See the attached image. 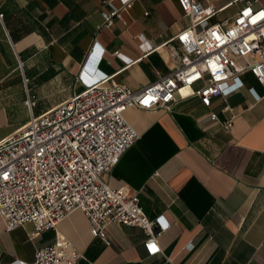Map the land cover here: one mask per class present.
Instances as JSON below:
<instances>
[{"label": "crops", "instance_id": "0c3cea01", "mask_svg": "<svg viewBox=\"0 0 264 264\" xmlns=\"http://www.w3.org/2000/svg\"><path fill=\"white\" fill-rule=\"evenodd\" d=\"M112 8L121 17L103 26ZM0 13V141L80 91L83 69L135 91L169 73L179 64L174 36L188 24L177 0H132L125 9L121 0H0ZM242 80L225 98L189 96L196 84L180 88L170 110L125 111L138 138L103 179L137 193L157 229L167 224L158 237L162 252L148 256L143 229L120 223L106 226V244L75 210L57 226L81 254L75 264H264V85L249 72ZM231 114L225 131L219 122ZM32 231V223L6 231L0 218V264H35L36 250L56 231Z\"/></svg>", "mask_w": 264, "mask_h": 264}, {"label": "built area", "instance_id": "2783aa9c", "mask_svg": "<svg viewBox=\"0 0 264 264\" xmlns=\"http://www.w3.org/2000/svg\"><path fill=\"white\" fill-rule=\"evenodd\" d=\"M131 1L121 0L122 9L129 8ZM237 2L243 4L231 18L213 21ZM177 3L188 19L174 36L180 47L174 52L178 66L137 91L116 82L113 75L92 76L83 69L80 91L38 116L31 115L19 130L0 141L4 229L32 223L33 237L56 231L52 243L36 250L35 264H75L81 257L71 240L57 232L59 222L75 210L87 218L91 235L106 244V226L120 223L143 229L148 256L161 253L158 237L167 224L157 229V221L144 214L137 193L112 188L103 179L138 138L125 111L131 107L170 110L178 100L176 92L196 84L200 86L191 89L189 96L225 98L245 86L242 76L247 72L264 85V7L250 0H229L221 7L203 5L201 0ZM120 11L112 8L106 13L103 26L120 18ZM102 58L101 51L97 62ZM27 103L29 108L34 105V101ZM209 119L218 122L215 113ZM233 119L231 114L219 124L230 131Z\"/></svg>", "mask_w": 264, "mask_h": 264}]
</instances>
